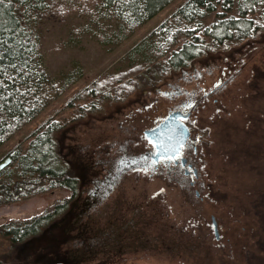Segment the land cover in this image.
<instances>
[{"label":"rangeland","instance_id":"1","mask_svg":"<svg viewBox=\"0 0 264 264\" xmlns=\"http://www.w3.org/2000/svg\"><path fill=\"white\" fill-rule=\"evenodd\" d=\"M185 1L173 0L118 45L102 41L92 15L95 0H48L44 12L29 16L50 78L59 84L75 68L81 76L0 147V163L11 161L18 148L25 151L32 134L52 122L58 155L79 185L65 213L7 260L264 264V29L212 47L154 85L139 77L138 88L119 94V84L113 92L128 52ZM261 9L255 16L260 23ZM175 109L189 111L184 155L197 171L193 186L192 176L153 171L136 161L152 151L143 132ZM69 197L59 189L1 206L0 225Z\"/></svg>","mask_w":264,"mask_h":264},{"label":"trees","instance_id":"2","mask_svg":"<svg viewBox=\"0 0 264 264\" xmlns=\"http://www.w3.org/2000/svg\"><path fill=\"white\" fill-rule=\"evenodd\" d=\"M172 1L95 0L92 15L100 23L102 41L118 45ZM47 2L0 0V147L81 76L75 68L58 84L42 65L29 16L44 12ZM259 9L261 23L255 17ZM263 23L264 0H186L128 52L126 69L115 75L113 92L119 84H123L117 88L119 94L125 88H138L139 77L154 85L158 78L187 66L212 47L252 38L264 29ZM55 130V123L46 122L32 134L25 151L18 148L11 153L10 163L0 170V207L59 189L70 197L28 219L1 224L0 264H14L7 257L60 218L77 194L78 180L58 155Z\"/></svg>","mask_w":264,"mask_h":264},{"label":"water","instance_id":"3","mask_svg":"<svg viewBox=\"0 0 264 264\" xmlns=\"http://www.w3.org/2000/svg\"><path fill=\"white\" fill-rule=\"evenodd\" d=\"M188 116L189 114H183L180 111L171 112L157 126L143 132L144 138L153 148L152 160L154 162L167 158H176L180 155L182 148L190 137L188 127L184 123ZM9 163L10 159L0 163V170ZM212 226L214 237L218 239L216 222L213 218Z\"/></svg>","mask_w":264,"mask_h":264},{"label":"flooded vegetation","instance_id":"4","mask_svg":"<svg viewBox=\"0 0 264 264\" xmlns=\"http://www.w3.org/2000/svg\"><path fill=\"white\" fill-rule=\"evenodd\" d=\"M174 111H181V110L175 109V110H172L171 112H174ZM183 114H189V111L186 113H183ZM186 121H187V119L184 121L185 125H186ZM189 132H190V130H189ZM189 146H190V137H189L188 141L186 142L185 146L182 148L180 155L177 156L176 158H172V159L167 158V159L159 160L158 162H154L152 160V156H153V148H152V151H150V153L145 154L141 159H137L136 161H142L143 162L140 165V167L151 169L153 171L158 170V168H159L161 170L168 171L169 174L174 175V176L182 175L185 179L190 178L192 176L191 177L192 180L189 181V186H193L194 185L193 180L197 179V171H196V168L193 166V164L184 155L185 150ZM193 149L195 150V147H193ZM182 161H184V162L182 163ZM194 194H195V196H198L197 191H195ZM92 195L94 196L95 194H92ZM212 228H213V226H212ZM213 233H214V229H213ZM215 240H218V239H215Z\"/></svg>","mask_w":264,"mask_h":264},{"label":"bare ground","instance_id":"5","mask_svg":"<svg viewBox=\"0 0 264 264\" xmlns=\"http://www.w3.org/2000/svg\"><path fill=\"white\" fill-rule=\"evenodd\" d=\"M30 211V210H29ZM31 213V212H30Z\"/></svg>","mask_w":264,"mask_h":264}]
</instances>
